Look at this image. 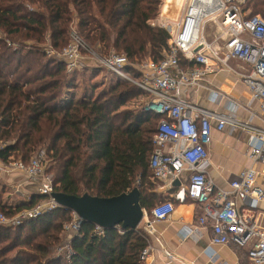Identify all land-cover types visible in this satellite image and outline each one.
Returning <instances> with one entry per match:
<instances>
[{"label":"trees","instance_id":"1","mask_svg":"<svg viewBox=\"0 0 264 264\" xmlns=\"http://www.w3.org/2000/svg\"><path fill=\"white\" fill-rule=\"evenodd\" d=\"M174 1L181 6L182 0ZM163 3L0 0V161L29 164L45 152L54 192L110 199L138 188L150 215L160 202L150 162L162 117L145 112L144 104L131 106L147 96L131 82L115 75L110 85H80L81 67L69 71L45 48L49 41L50 50H64L75 27L100 55L126 56V72L141 80L133 65L160 62L169 50V33L152 26ZM249 7L255 9L249 17L264 15V0H248ZM1 189L0 212L8 218L49 199L37 192L9 205ZM71 220V211L58 208L18 227L0 226V264H143L147 242L141 229L97 234L96 226L85 223L69 243L71 254L58 252Z\"/></svg>","mask_w":264,"mask_h":264},{"label":"built area","instance_id":"2","mask_svg":"<svg viewBox=\"0 0 264 264\" xmlns=\"http://www.w3.org/2000/svg\"><path fill=\"white\" fill-rule=\"evenodd\" d=\"M166 1L152 26L169 33V50L160 62L149 60L141 65V80L137 85L149 96L145 112L162 117L153 141L150 162L153 180L167 185L171 190L177 187L168 199L160 201L153 208L150 215L147 213L136 229H141L140 234L147 242V247L140 254V261L150 264L148 260L154 250L151 236L156 234V224L170 220L177 205L193 201L203 210L198 226L206 227L211 222L213 245L234 244L241 248L251 245L247 264H264V222L254 215V210L264 201V185L258 183L264 169L262 172L254 169L241 172L230 182L227 191L218 189L206 171L208 147L213 141L214 130L223 131L230 125L233 130L251 133L253 140L249 156L255 162L264 163V128L207 111L179 95L182 87L202 86L204 77L212 74L220 64L237 61L247 67L248 72L242 76L243 84L253 100L261 103L264 112V15L243 16L242 6L248 0H184L179 10L173 6L174 12L171 8L170 13L164 10ZM211 21L217 24L220 32L212 43L204 35L205 26ZM48 53L66 61L69 71L80 68L86 60H93L112 74L133 82L126 72L130 65L126 56L111 53L99 57L76 33L71 34L69 45L60 53L51 50ZM182 59L194 64L193 67L184 70L180 66ZM214 95L218 97L221 94ZM44 155V152L37 154L29 164L18 161L6 166L0 163V173L23 174L26 182L38 185L40 195L49 198L45 205L40 203L33 209L21 212L16 226L56 209L51 199L54 193L52 177L45 172ZM184 178L186 182L182 183ZM23 185L22 182L13 185L15 193L23 196ZM79 222V217L72 213V220L64 226V232L68 234L67 242L58 252L71 254L69 243L80 232ZM4 223L6 218L0 214V226H4ZM116 230L124 234L120 226ZM198 231L196 226L187 229L186 236H198ZM104 232V229L96 226L97 234ZM156 240L160 241L158 238ZM163 253L172 261L173 256L169 252ZM216 259L215 255L211 260Z\"/></svg>","mask_w":264,"mask_h":264},{"label":"crops","instance_id":"3","mask_svg":"<svg viewBox=\"0 0 264 264\" xmlns=\"http://www.w3.org/2000/svg\"><path fill=\"white\" fill-rule=\"evenodd\" d=\"M174 9L179 10L183 5ZM247 3V2H246ZM245 3V4H246ZM242 6L243 16L249 17L255 9ZM176 12V11H175ZM264 13V10L262 11ZM170 13V12H169ZM182 68L187 70L190 63L184 61ZM194 65V64H193ZM192 65V66H193ZM248 72L247 67L237 61H230L228 65L220 64L215 71L204 77L202 86L182 87L179 95L187 102L207 111L219 115L231 116L242 122H250L256 127L264 128V112L261 103L253 100L250 91L243 84L242 76ZM215 93L221 94L215 97ZM213 141L208 147L209 159L206 167L207 175L218 189L229 190L230 182L236 179L241 172L254 169L262 172L264 163L255 162L249 156V147L253 140L251 133L243 130H233L228 125L223 131H213ZM1 164H3L0 161ZM9 177L8 187L11 181L14 186L24 183L23 196L18 195V201H30V196L38 192V185L26 182L23 174L17 172L4 173ZM21 178V179H20ZM185 183V178L181 181ZM260 185H264V174L258 179ZM157 183L156 193L159 199L166 200L174 192L167 185ZM14 190V187H11ZM161 200V201H162ZM248 207V205L243 204ZM255 211L256 219L264 222V201ZM202 207L193 201L177 205L170 220L157 223L156 234L151 236L153 252L148 260L150 264H247L248 251L251 245L238 247L216 246L211 242V222L206 227H199L198 220L202 216ZM198 227V236H186L187 229ZM156 238L160 241L157 242ZM164 251L169 252L173 258L168 260ZM217 259L212 261L214 256Z\"/></svg>","mask_w":264,"mask_h":264},{"label":"water","instance_id":"4","mask_svg":"<svg viewBox=\"0 0 264 264\" xmlns=\"http://www.w3.org/2000/svg\"><path fill=\"white\" fill-rule=\"evenodd\" d=\"M141 194L138 188L118 197L104 199L85 194L81 197L69 196L63 193H52L51 199L56 209L69 210L75 213L83 224H92L105 231L116 230L135 231L139 228L147 211L142 208Z\"/></svg>","mask_w":264,"mask_h":264},{"label":"rangeland","instance_id":"5","mask_svg":"<svg viewBox=\"0 0 264 264\" xmlns=\"http://www.w3.org/2000/svg\"><path fill=\"white\" fill-rule=\"evenodd\" d=\"M165 1V0H164ZM164 5V3H163ZM162 5V7H163ZM173 6L174 7H178L179 8V5L178 3H176L174 0H168V3L167 5L165 6V12L166 13H169L170 12V9L172 8L171 11L174 12V9H173ZM161 7V9H162ZM161 13V12H160ZM171 16L173 15L172 13L170 14ZM178 14H176V17H177ZM176 17L174 19H176ZM72 29V33H76V29L75 27L71 28ZM71 33V34H72ZM70 34V35H71ZM77 34V33H76ZM220 32H219V29H218V26L217 24H215L213 21L211 22H208L205 26V30H204V35L205 37L207 38V40L212 43L218 36H219ZM48 46L50 47V42L48 41ZM47 46V45H46ZM47 46V48H45L47 50V53L49 52L50 48ZM94 50V49H93ZM53 51V50H51ZM95 51V50H94ZM54 52V51H53ZM60 53L59 51H55V53ZM95 53L99 56V57H105L106 55L102 56L100 55V53H98L97 51H95ZM49 54V53H48ZM49 56V55H48ZM49 57H52V56H49ZM58 60H61L59 57H56ZM147 60H145L144 62H146ZM142 62L141 64H134V69L135 71L138 73V74H141V71H142V67L141 65L144 63ZM79 72H82V74H84V76H82L84 79H78L79 80V84L82 85L83 82H85L87 84V87L91 86V84H98L99 86H102V84L104 85H110L112 82H114L116 79H115V75L112 74L111 71H109L108 69L104 68L99 62H96V61H93V60H86L82 65H81V68H80V71ZM131 76V79L133 80V82H131L134 86L140 88L137 83H139V79L138 77L135 78L133 77V74L130 75ZM138 76V75H137ZM141 89V88H140ZM148 98L149 96H146V97H141L139 99H137L136 101H134V103L131 104L132 107L134 108H138L140 107L141 109V104H144L148 101ZM143 105V109H144V106ZM145 111V110H144ZM45 153V152H44ZM37 155V154H36ZM35 155V156H36ZM33 156V157H35ZM32 157V158H33ZM44 158H45V162L44 164H46V161H47V156H46V153L44 155ZM6 173V172H4ZM4 173H0V189L2 188L3 191V200L4 202H6V204H9V205H12L14 202L18 201V198L15 194V190H13L11 187L14 185V183H17V182H14L12 183L13 181H11L10 185L11 187H8V179L9 177L7 176V174H4ZM21 179V178H20ZM158 185H160L158 183ZM157 185V186H158ZM1 189V190H2ZM6 191V192H5ZM162 199H159V201H161ZM158 201V202H159ZM44 203H46V201L42 202L43 205H45ZM44 208H47L46 206ZM48 211V210H47ZM148 213V212H147ZM0 214H3L0 212ZM4 217L6 218V223H4V226H8V227H18L15 225V223L17 221H19V215H16L12 218H8L5 214H3ZM23 224V223H22ZM20 226V225H19ZM67 237H65V240H64V243L63 245H65V243L67 242V238H68V234H66Z\"/></svg>","mask_w":264,"mask_h":264}]
</instances>
